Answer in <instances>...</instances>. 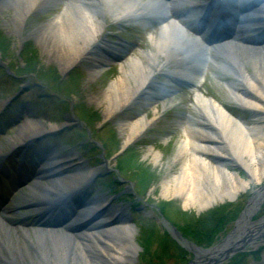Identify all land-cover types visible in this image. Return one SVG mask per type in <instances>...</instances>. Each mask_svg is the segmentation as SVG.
I'll list each match as a JSON object with an SVG mask.
<instances>
[{
  "label": "bare ground",
  "instance_id": "bare-ground-1",
  "mask_svg": "<svg viewBox=\"0 0 264 264\" xmlns=\"http://www.w3.org/2000/svg\"><path fill=\"white\" fill-rule=\"evenodd\" d=\"M7 1L14 11L11 24L17 33V28L25 16L35 11L36 7L49 9L61 4L63 8L48 22L38 26L33 36L50 59L64 57L60 60L62 70L82 61L86 56H91L99 45L108 44L102 37L105 18L112 24L126 22L131 25H144L146 29L158 28V33L149 36L153 47L151 51L140 52L139 56L135 55L119 62L121 75L109 85L103 94L102 102L106 104L103 115L106 119L115 110L143 94L152 85L154 73L165 66L171 69L168 72L170 79L180 81L195 93L192 104L194 116L182 123L183 138L178 143L176 154V159H183L182 165L178 173L162 183V196L165 200L179 199L185 210L191 209L200 214L236 197L264 179V46L219 47L212 50L214 54H211V50L204 49L172 20L169 14L170 4L160 0ZM237 3L238 0L227 2L238 9L240 7ZM256 6L252 11L253 15L245 14L244 21L251 19L257 26L255 30L258 31L264 29V1ZM114 46L116 52H121L120 56L128 50L126 46L117 43ZM104 60L108 59L102 55L90 59V65L86 69L88 75L95 76L103 70ZM247 63L252 64L249 73L244 67ZM210 64H214L221 77L226 80L224 86L233 104L254 120L251 126L245 125L223 105L199 91ZM150 65L154 66V70ZM155 90L159 92L158 89ZM159 104L164 112L167 109L166 101ZM158 110L157 106L154 107V114ZM150 123L147 117L141 116L120 124V132L124 135L123 144L126 146L135 140ZM40 133V128L33 123H27L22 129V141L27 140L31 134ZM149 153L157 160V154L152 150ZM52 161L54 159L46 164L45 174L60 170L63 166ZM238 171L242 172L244 177H241ZM64 172L66 171L60 170L57 174ZM76 178L77 175L72 172L65 180L76 188ZM43 193V190L31 187L32 200L29 205H43ZM55 200V204L63 201L59 198ZM109 208L107 206L102 209L101 213H109V221L120 213L115 219L116 228H106L107 226L103 225L108 223L105 219L94 220L96 211L86 206L82 209L78 222L79 226H87V229L65 238L58 237L59 231L50 235L41 229L34 233L33 238L19 230L13 237L10 231L0 227V264H79L77 246L87 253L86 258L79 256L83 264H132L136 255L135 227L128 222L125 209ZM35 225L37 228L56 229L54 224L42 219L36 220ZM17 229L18 227L15 228ZM261 231L264 233V227ZM253 232L241 229L238 243L230 245V242H227L223 248H219L210 256L197 254L194 264H218L231 249L242 244ZM254 234L257 235L256 231Z\"/></svg>",
  "mask_w": 264,
  "mask_h": 264
},
{
  "label": "rangeland",
  "instance_id": "rangeland-1",
  "mask_svg": "<svg viewBox=\"0 0 264 264\" xmlns=\"http://www.w3.org/2000/svg\"><path fill=\"white\" fill-rule=\"evenodd\" d=\"M61 8H63L61 4L49 9L36 7L35 11L25 16L24 21L17 28V33L14 25L11 24L14 15L12 6L7 0H0V57L4 66L17 79L14 80L15 82H10L4 77L3 69L0 68V152L3 155L9 154L7 160H3L1 168L3 170L8 168L11 171L12 167L18 169V163L25 158L29 146L36 143L43 145L46 140L52 146L43 152L42 157L35 159L38 164L46 163L49 157L51 159L55 157L56 162L63 164L60 170H67L73 163L77 164L80 160L86 159V168L92 166L98 174L94 176V179L88 180L87 188L83 193H87L91 186H97L98 180L105 176L106 184L109 183L108 190L112 189L113 191H107L105 197L112 200V205L115 208L128 209V216L136 227L134 243L140 250L136 252L132 264H188L194 260V256L184 250L175 240H172L168 231L161 224V216L173 225L183 238L194 243L181 231L186 217L202 215L223 204L239 207L240 213L251 194L259 186L264 185V179L259 184L250 186L246 191L239 193L230 203H219L200 214L191 209L185 210L179 199L165 200L162 196V183L178 173L182 165L183 159H176V154L178 143L183 138L182 123L191 120L194 116L192 104L195 93L189 88L175 86L166 77L171 69L169 66H165L166 68L162 67L154 73L152 85L143 94L115 110L105 119L103 115L106 104L102 102L103 94L109 85L121 75L120 63L109 58L110 60L106 62L103 70L95 76L88 75L86 69L90 65V59L101 54V51L95 48L91 56H86L82 61L62 70L60 60H63L64 57L50 59L33 36L34 30L48 22ZM104 21L102 37H105L106 41L114 43L123 40L131 45L123 60L128 59L129 56H139L140 52L146 53L153 49L149 36L158 33L157 29H146L143 25H130L124 22L113 25L107 18ZM33 61L37 69L29 72L26 64ZM208 66L199 91L207 98L223 105L230 114L240 119L245 125L251 126L254 120L233 104L224 86L226 80L221 77L218 68L214 64ZM150 67L154 70V66L150 65ZM244 67L247 73L251 72L252 64H244ZM34 83L43 88H34ZM19 89H22V93H18ZM154 89H158L159 92ZM170 92L173 94L170 95ZM38 93L43 102L47 100L46 103L49 107L38 109L37 113L33 111L29 113V103L37 104ZM49 94L54 96L47 97ZM161 101H166L167 109L164 112L161 111L159 104ZM13 103L18 105L15 109L11 108ZM155 105L159 109L156 114H154ZM141 116L147 117L151 122L150 125L126 146L120 156L114 158V155L119 153L124 145V135L120 132V124ZM46 118H48L47 121ZM49 118L54 120L51 123L60 130V133L38 142L29 141L25 147L26 143L22 142L21 136L24 126L27 123H33L37 128L45 131L51 121ZM33 149L35 148L33 147ZM151 150L158 155L157 160L150 155L149 151ZM73 151L80 154L81 157L71 160L77 157L76 154H72ZM69 159L70 162H68ZM9 160L10 162L7 164ZM29 163L32 164V162ZM74 167H77L75 170L77 184L83 181L86 183L81 173L83 168L78 165ZM26 170H21V172L25 174ZM60 170L53 171L49 175V179L41 181L47 188H52L56 183L60 184L57 187L58 190H55V195L71 192L70 190L74 188V185L65 180V177L73 170H67L64 173L65 177L55 174ZM83 172L86 174L88 169ZM239 174L244 177L242 172ZM32 186L38 188L33 182L19 185L20 189L17 190L14 197H11L14 203L13 209H15V213L12 215L14 221L11 223L14 224L0 225L3 230L10 231L13 237L18 230L34 237L30 227L26 228L24 225L16 224L23 219L24 224L32 222V219L35 218L34 214L43 207L29 205V201L32 200L30 198ZM1 187L8 186L1 184ZM42 188L44 187H39L44 190ZM80 189L84 190V187ZM78 193V190L70 193L72 195L70 199L78 197V203L82 204L85 197ZM99 195L101 194L99 193ZM45 198L53 200L54 196L46 195ZM10 207L12 206L10 205ZM56 215L48 216L46 219L50 222V219H54ZM31 216L33 217L29 218ZM60 217H63V214ZM262 217H264V201L251 221H257ZM56 225L60 232L69 233L65 227H61L63 222ZM15 227H19V229L15 230ZM232 227L233 224L219 236V239L211 247L219 244ZM66 233H59L58 237L65 238ZM173 243L185 251L183 256L179 255ZM261 248L264 252V246ZM76 253L79 264H83L79 256L83 255L86 258L87 253L82 251L79 246H77ZM243 256L244 254H238L223 264H231V261ZM260 256L261 254L258 253L257 259ZM252 261L253 258L249 255L245 262L252 264ZM69 262L72 263V261ZM258 264L264 263L262 261Z\"/></svg>",
  "mask_w": 264,
  "mask_h": 264
},
{
  "label": "water",
  "instance_id": "water-1",
  "mask_svg": "<svg viewBox=\"0 0 264 264\" xmlns=\"http://www.w3.org/2000/svg\"><path fill=\"white\" fill-rule=\"evenodd\" d=\"M0 67H4L0 60ZM126 146H123L118 154H121L125 150ZM235 197L229 199L228 201H232ZM264 201V185L259 186L247 200L245 206L241 210L238 218L235 220L232 229L229 231L227 236L217 245L212 246L208 249H203L201 247L195 246L193 243L189 242L185 238L181 236V234L171 225H169L163 217H161V224L168 231L171 238L175 240L183 249L187 252H190L194 256V260L189 262L188 264H194L197 258V254L199 255H208L217 251L219 248H223L227 242H230V245L236 244L239 241V233L241 229H246L249 233L255 232L257 233L250 234V236L244 239L242 244H239L236 248L231 249L227 255L218 263L223 264L227 262L231 257L235 256L238 253L245 252L247 248H251L252 250L258 249L261 245L264 244V233H262L261 229L264 227V217L259 218L257 221H251V218L259 211L262 203ZM262 227V228H261ZM259 233V234H258ZM235 238V240H231ZM234 244V245H235ZM231 247V246H228ZM139 248L136 246V252ZM135 257L133 259V262Z\"/></svg>",
  "mask_w": 264,
  "mask_h": 264
},
{
  "label": "trees",
  "instance_id": "trees-1",
  "mask_svg": "<svg viewBox=\"0 0 264 264\" xmlns=\"http://www.w3.org/2000/svg\"><path fill=\"white\" fill-rule=\"evenodd\" d=\"M26 67L29 72H33L37 69L34 61L27 63ZM45 104L48 106L47 103ZM239 210V207L223 204L202 215L193 217L188 216L186 217L184 224H182L181 231L185 237L193 241L196 245L208 248L219 239V236L223 234L229 226L233 224L239 214ZM173 244L179 252V255L183 256L185 251L175 243ZM247 257L248 254H244L242 258L231 261V264H246L245 261Z\"/></svg>",
  "mask_w": 264,
  "mask_h": 264
}]
</instances>
